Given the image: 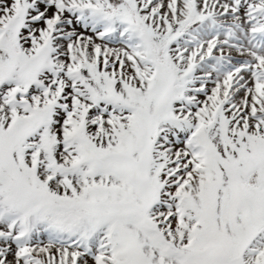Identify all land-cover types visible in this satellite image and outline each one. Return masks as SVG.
Instances as JSON below:
<instances>
[{
	"label": "snow or ice",
	"instance_id": "6c2138e0",
	"mask_svg": "<svg viewBox=\"0 0 264 264\" xmlns=\"http://www.w3.org/2000/svg\"><path fill=\"white\" fill-rule=\"evenodd\" d=\"M0 264H264V0H0Z\"/></svg>",
	"mask_w": 264,
	"mask_h": 264
}]
</instances>
